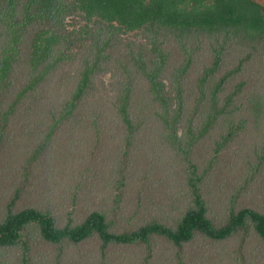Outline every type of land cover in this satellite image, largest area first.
<instances>
[{
	"label": "trees",
	"instance_id": "obj_1",
	"mask_svg": "<svg viewBox=\"0 0 264 264\" xmlns=\"http://www.w3.org/2000/svg\"><path fill=\"white\" fill-rule=\"evenodd\" d=\"M0 264H264V4L0 0Z\"/></svg>",
	"mask_w": 264,
	"mask_h": 264
},
{
	"label": "rangeland",
	"instance_id": "obj_2",
	"mask_svg": "<svg viewBox=\"0 0 264 264\" xmlns=\"http://www.w3.org/2000/svg\"><path fill=\"white\" fill-rule=\"evenodd\" d=\"M255 1H258L264 4V0H255ZM103 194H104V190L100 185H98L97 182H95V184H93L92 186L86 188L84 196H80L77 199L78 212H81L84 210V205L87 204V195L90 196L92 203H94L97 199L101 198ZM69 195H71L70 192H69ZM69 203H70V199L68 198L64 200V203H63L64 205L63 204H60V205L67 206ZM79 214H82V213H79Z\"/></svg>",
	"mask_w": 264,
	"mask_h": 264
},
{
	"label": "bare ground",
	"instance_id": "obj_3",
	"mask_svg": "<svg viewBox=\"0 0 264 264\" xmlns=\"http://www.w3.org/2000/svg\"><path fill=\"white\" fill-rule=\"evenodd\" d=\"M235 236V235H234ZM258 239V238H257ZM240 242V241H239ZM254 243H255V241H254ZM255 253V252H254Z\"/></svg>",
	"mask_w": 264,
	"mask_h": 264
}]
</instances>
